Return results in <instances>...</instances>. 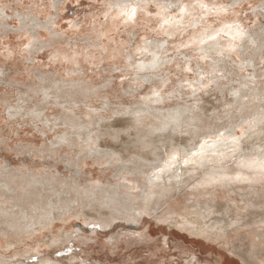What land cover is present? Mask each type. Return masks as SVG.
<instances>
[{
    "label": "rangeland",
    "instance_id": "1",
    "mask_svg": "<svg viewBox=\"0 0 264 264\" xmlns=\"http://www.w3.org/2000/svg\"><path fill=\"white\" fill-rule=\"evenodd\" d=\"M56 1L58 5L53 6ZM56 1L0 0V70L3 71L0 73V168L6 165L11 170L29 169L33 175L48 173L61 179L48 192L42 191V195L39 187L33 190L21 206L23 217H0V264H41L45 261L52 264H188L192 255L198 257L194 264H219L220 259L225 261L224 264H264V247L257 245L256 237V231L262 226L260 222L264 221V183L260 184L262 189L258 190V197L240 201L244 196L236 195L231 199L225 196L216 200L213 211L219 212L217 217H211L208 230H214L222 223L220 216L225 221L237 218L245 224L238 231L226 233L221 244L191 236L182 227L170 230L166 224L156 222L166 203L172 201L159 196L151 201L149 211L139 220H116L110 227L103 228V223H109L115 212L111 213L93 198L90 199L93 203L87 200L90 195L83 194L81 188L97 181L112 186L119 182L112 177L114 170L89 160L81 166L82 175L77 178L73 175L75 168L66 165V155L72 156V150L63 148L59 159L50 156L48 151L54 148V138L56 142L63 132L74 133L75 130L62 124V119L67 116L64 114L68 112L65 108L55 104L41 105L44 101L42 89L52 88L51 82L73 84L78 81L93 88L108 83L112 88H109L107 98L112 104L129 106L146 100L147 94L156 86L163 96L174 93L175 98L170 97L165 106H175L176 102L190 105L201 100L202 105L216 107L210 117L212 114L226 116L224 111L231 110L236 117L238 112L232 106L240 95H230L227 90L259 89L241 95L240 102L247 101V105L259 104L255 94L264 95V0ZM133 9L135 14L130 17ZM31 22L43 23V27L33 33L26 32ZM230 28L238 33L230 34ZM212 42L224 46L221 56L204 58L197 53ZM253 49L259 51L252 53ZM152 52L159 53L169 62L158 71L138 70L136 64L143 59L149 62ZM212 61L223 62L220 66H225L227 74L218 70L219 66ZM253 74L258 77L252 78ZM146 75L160 76L165 80L164 86L139 79ZM41 76L51 82L41 83ZM128 90L129 94H124ZM32 91L37 92L38 97ZM102 96L87 99L90 105L80 106L78 114L87 118V113L94 114L89 109L101 110ZM82 99L78 101H85ZM262 105L263 108L256 111L257 115L264 112V102ZM34 106L44 112L42 118L29 115ZM17 108L22 112L19 116L12 115ZM45 117L49 122L44 120ZM104 118L111 123L97 131L103 140V149L124 153V156H141L148 164L164 162L168 145L144 146L120 115L115 118L109 114ZM253 118L256 117L239 123L243 127L240 130L235 129L236 138H246L245 150L239 158L237 153L228 158V169H236L235 162L249 152L264 149V114L258 117L263 122L259 125ZM181 136L187 139L185 135ZM218 138L216 135L211 140ZM180 142L188 145L190 150L198 147L191 145V140ZM33 148L37 154L43 151V156L32 155V152L36 153ZM74 184L76 190L71 189ZM187 184L178 186L171 199L177 197L185 203L189 191ZM4 189L0 185V207L8 209L6 201L10 192L5 195ZM61 200L76 208L83 203L86 206L83 204L82 209L59 216L57 207ZM47 216L52 221L48 226L34 231L25 229Z\"/></svg>",
    "mask_w": 264,
    "mask_h": 264
},
{
    "label": "bare ground",
    "instance_id": "2",
    "mask_svg": "<svg viewBox=\"0 0 264 264\" xmlns=\"http://www.w3.org/2000/svg\"><path fill=\"white\" fill-rule=\"evenodd\" d=\"M56 5H58V1L53 3V6ZM134 14L132 11L129 16L132 17ZM39 27L42 28L43 23L40 25L39 22L36 24L31 22V25H29L25 31L33 33ZM223 32L225 33L224 30ZM233 32L238 33L237 30L230 28V34ZM256 39L257 38H255L254 41ZM232 44L234 46V40ZM223 49L224 46L221 45L220 42H212L201 47L197 53L201 54L204 58H206V56L210 57V55L221 56ZM243 50L246 51L247 49L243 48ZM258 51L259 49H253L252 53ZM160 56L159 53L152 52V59L149 62H144V59L139 61L136 64L137 69L142 72L160 70L169 62L167 59ZM129 58L131 60L133 59L131 56ZM144 58L146 59V57ZM212 62L214 65L219 66L217 67L218 70L227 74L225 72V66H220L223 62ZM249 64L251 65L252 63L249 62ZM0 71V73L3 72L2 70ZM159 77L160 76L157 75H146L139 77V79L148 84L159 83L161 86H164L165 80ZM256 77L258 76L255 74L252 75V78ZM212 78L217 80L215 76H212ZM46 80L47 78L44 76L40 77L41 83H46L47 81L51 82V80ZM190 84L194 86L192 83ZM45 85L46 84H44V86ZM51 86L52 88L49 87L48 89L42 86L43 89L41 94H43L44 101L41 105L55 104L57 106L59 105L58 108H65L68 112L64 114L67 116L62 119V124L65 126L68 124L75 132H63L57 136L56 142L54 138L53 144L50 142L54 148L50 145L52 149L48 151L49 155L54 158L58 157L57 159H59L61 158L60 155L63 152V148H69L72 150V156L69 155V158V156L66 155V165L68 168H75L73 175L77 178L82 175L81 166L87 163V161L93 160L99 166H107L108 169L114 170L115 174L112 177L117 178L119 181L112 184V186L107 185L109 187L97 181L92 184L89 183L88 186H83L84 188H81L83 194L86 195L87 193V195H90L89 199L86 198L87 200L93 198L92 200H94V202L99 201L100 206L109 209L111 213L115 212L114 215L111 214L113 217L111 221L109 220V223H103V228L110 227L116 220H125L128 222L139 220L143 214L149 211L148 209L151 207V201L158 196L164 200H172L166 203V207L156 218V222L159 221L162 224H166L170 230L182 227L186 229L191 236L221 244L224 243L226 233L238 231L245 226L242 220L236 218L225 221V218L222 216L218 217L221 219L222 223L214 230H208L209 227L207 224L211 217L219 212L218 210L213 211V206L217 203L216 200H219V198L226 196L227 199H231V197L241 195L244 196V198L240 199V201H243L249 197H258L260 194L258 190L260 188L262 189L260 184L264 183V149L249 152L247 156L245 155L246 157H242L239 161L237 160L238 162H235L236 165L233 164V166H236V169H228L226 167L229 157L237 153V157L239 158V154L243 153L245 150L244 145L246 138L244 140L243 138L239 139L235 137V129L240 130L243 128L239 123L247 122L252 117H256L253 119L255 122L258 120V125L262 122V118L258 117H262L264 112H261L260 116L256 114V111L258 110L259 112V108H263L262 103L264 102V95H260L258 92V94H255V98L258 99L259 104L252 103L247 105L245 104L247 101L245 103L240 102V99L243 98V96H241L242 94L252 93L259 89L227 90L230 95H240L239 98H236L232 106V109L238 112L237 116L235 117L231 110L224 111L226 116L212 114L210 117V114L216 107H214L213 104L202 105L201 100L190 105L176 104V102L175 106H165V103L170 97L175 98L174 93L163 96L164 93L156 86H153L154 90L147 94L148 98L146 100L144 99L141 102L133 103V105L129 106L112 104L110 102L109 98H107V93L112 86L109 87L108 83L101 88H93L87 84L78 83V81L75 83L73 82V84H63V82L53 81L51 82ZM32 92L38 97L37 92ZM100 94H103V96L100 97V99L103 100L101 110L89 109L88 107L89 111L94 114L87 113V118L78 114L80 106L86 107L90 105L87 99L90 97H97ZM124 94L128 95L129 90ZM181 95L182 93L180 92L179 96ZM131 96L133 95L131 94ZM81 98H83L82 100L85 99V101H78V99ZM31 100L32 99H29L28 101ZM22 106H24V104H22ZM21 108H17L12 115L19 116L20 112H22L21 110L25 107ZM33 108L34 109L29 112V115L36 119L42 118L44 112L39 110L38 106H34ZM262 111L264 110L262 109ZM24 114L27 115V113ZM109 114L110 116L114 115L115 118H117V115L124 118L127 122V127L134 132L140 144L149 147L153 145L154 148L163 143L168 145V152L164 154V162L159 164L158 161H155L154 164H148L143 161L141 156H124V153L121 154L105 148L103 149L101 145L103 140L101 136L97 134V131H100L103 125L111 123L109 119H106L107 117L104 118ZM48 119V117H45L44 120L49 122ZM53 119L57 122L56 117ZM45 121L44 124H46ZM251 122H253V120H251ZM251 131L252 130H250V133H252ZM181 135H185L187 139H185L184 136L183 139ZM216 135H218L219 138L216 141L211 140V138ZM241 135L243 136L244 134ZM248 135L249 133H247L246 137ZM182 140H191V145H198V147L190 150L188 145H182L183 142H180ZM33 149L36 150L35 148ZM35 152L36 153L32 152V155H42L43 151H38V154L37 150ZM42 159L44 160V157ZM60 161L61 160H59V162ZM215 168H218V170ZM30 172L29 169L11 170L6 165L3 166L2 169L0 168V185L6 188L4 189L5 195H7V191L10 192L9 200L6 201L9 208L0 207V217L6 215H22L23 217L24 212L21 206L26 202L28 197L32 195L33 190L39 187L41 190L39 194L42 195V191L47 190L48 192L53 185L55 186V183L61 182V179H56L52 174L45 173V175H33ZM186 183H188L187 188L189 189L188 193H186L188 195L186 202L182 203L180 198L177 197L174 200L171 199L173 191L179 188L178 186H182ZM71 189L76 190V185L74 184V186H71ZM238 190H243V192L239 193L237 192ZM215 193H218V196H215ZM59 195L61 196V194ZM80 198L82 199V197ZM64 199L68 200L66 198ZM73 199H75V197ZM86 203L89 204L88 202ZM92 203L90 202V204ZM81 206L79 205L77 206L78 208H76L67 201L64 203L62 202L59 204V207H57L59 210L58 215L71 213V210H78L84 207ZM51 222L49 216H47L25 229L34 231L48 226ZM260 223L262 226L256 231L258 240L257 245L264 247V221ZM244 234L247 235L250 233ZM197 258V256L192 255L188 264H194ZM224 263L225 261L220 259L219 264ZM41 264H52V262L45 261L41 262Z\"/></svg>",
    "mask_w": 264,
    "mask_h": 264
},
{
    "label": "snow or ice",
    "instance_id": "3",
    "mask_svg": "<svg viewBox=\"0 0 264 264\" xmlns=\"http://www.w3.org/2000/svg\"><path fill=\"white\" fill-rule=\"evenodd\" d=\"M132 11H133V14H134V12H135V9H133Z\"/></svg>",
    "mask_w": 264,
    "mask_h": 264
}]
</instances>
